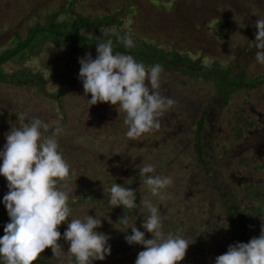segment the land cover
Instances as JSON below:
<instances>
[{
    "label": "rangeland",
    "instance_id": "374dc122",
    "mask_svg": "<svg viewBox=\"0 0 264 264\" xmlns=\"http://www.w3.org/2000/svg\"><path fill=\"white\" fill-rule=\"evenodd\" d=\"M124 2L127 1L0 0V51L13 47L16 35L22 37L29 26L35 23H42L47 14L50 13L57 14L56 22L63 21L75 26L94 21L95 23L90 27L91 29L80 31V34L87 39H97L101 40V42L111 38L114 41V48L120 46L122 52L126 48L123 43L116 40L115 36L111 35L112 29H116L120 35L130 31L135 45L137 41H135L134 37L157 48L156 50L154 48L153 50L149 49L148 53L152 55L151 58L154 55L166 57L171 64L176 62V58L173 54H166L164 51H175L179 56H183L182 51L189 50L195 56L194 52L197 51L200 43V39H197L201 38L204 42L214 37V30L206 27L207 21L199 20V18L196 19V23L203 25L202 33L188 35L187 33L179 32L176 27L171 29V27H164V24L162 26L164 20L168 19H174V24H180L175 21L176 15L182 14L181 16L185 17L189 15L191 8H193L192 4H199L198 0H133L132 4H130L135 5L133 8H129L130 6L127 5L121 10ZM200 3L202 4V2ZM59 7L63 10L58 9ZM114 13L117 15L113 21H110L111 16L105 15ZM100 21L107 23L108 26L103 28L104 25L99 23ZM208 26H212V23L210 22ZM61 29L59 28V30ZM63 29L67 28L63 27ZM104 31H107L109 35L105 36L103 34ZM86 42L84 40L83 45ZM224 47V43H219V53L225 50ZM35 51L37 53L36 56L22 52L21 57H14L2 66V70L6 74L19 70L25 73L28 70L34 77L27 85H18V80H15V84L12 85L0 82V150L3 149L6 143L5 133L11 127H17L21 123L17 120L16 113L26 112L29 116H37L40 119L44 116L43 120L49 124L50 131H54L52 128H55L57 122L61 124L66 119L65 123L61 124L64 131L58 136V143L60 146H67V151L74 152L75 156H72V159L69 158V164L71 166V176H77L74 177L75 180L70 181L73 192L70 196L69 205L73 206H69L71 209L69 220L82 219L88 214L98 218L101 217L102 226L96 231L110 236L108 240V244L111 246L110 255L106 256L103 261L94 260L92 264H135L138 252L143 250L142 245H129L124 239L126 234H131V229H128L125 233L123 231L124 226L119 223L118 218L127 213L128 210H124L122 206L111 208L108 204L110 187L114 182L135 189V203L139 204V201L147 199L157 205L165 217L164 230L179 234L189 240L191 244L187 249L185 259L179 264H215L218 248L222 247L219 252L221 255L227 251L230 245L228 243L229 238H231V230L227 221L225 207L238 203L237 209L248 213V216L250 215L251 207L257 204L254 199L245 195L244 187L246 181H252L253 184L260 188L264 187V171L261 166H257L259 159H255V162L251 164L248 159L243 158L242 161H234L224 167L218 165L216 160L212 164L214 165L213 168H216V173L221 174V176L216 177L221 181V192H223L222 188L228 187L229 191L230 189L233 190V193L223 192V196L221 195V197L217 198L219 192L209 190L199 192L201 186L199 182L203 181V179L206 180L207 177H204L202 172L199 171L202 170L200 166L193 164V159L188 153L189 148L188 150L185 147H180L181 150H177L174 146V141L167 139L164 127L160 126L157 131L143 134L137 141L130 140L126 136L127 126L123 123L125 113L109 103L99 102L96 105H101L102 109L93 111L92 114L98 117L95 122H103L101 128L85 129L83 125H79L78 128L72 125L73 123L70 119L73 114L83 122L86 121L88 99H91V94L85 95L82 82L78 78L80 69L78 60L84 57L85 53H91L92 58L95 59L97 55L95 48H87V45L82 47L74 46L73 52L72 49L60 42L55 45L49 42L43 43L40 40L36 43ZM128 52L131 53L130 49ZM225 52L226 54L229 53L228 50ZM139 58L142 61H139V59L137 61L142 62L145 66H154V63L146 61L151 58ZM181 59L192 66L194 65L190 56L184 55ZM212 60L206 58L204 62L208 63ZM161 66L170 69L169 66ZM201 70L203 73L198 67V70L192 73L200 78L201 81H209L213 86L216 85L222 88L223 81L219 80V76L226 80L225 71L219 70L215 62H212V65L209 63L207 67L204 66ZM209 73H212L211 76L216 73L217 76L210 77L211 80H207ZM17 75L19 74L17 73ZM175 76L179 75L175 74L174 71H169L167 74V71L163 69L161 84L177 86V82L174 80ZM19 80L21 81L22 78L19 77ZM38 80L41 81V92H39V85L36 84ZM181 80L185 81L184 76H179V81L182 82ZM227 81L231 84L226 85V88H233L234 78L227 79ZM62 85L65 86L61 88ZM67 86L70 87L71 91L60 94L59 91L65 92L69 90ZM196 88V86L190 88L191 93H195V96L200 94L199 91H195ZM184 89L185 86H182V90ZM73 93L75 96L72 97ZM56 94H60L62 101L61 110L58 109L57 105L54 106L55 100L59 96ZM80 94L87 98L80 97ZM244 102H248L254 107H256L255 104H258L259 106L256 108H263V102L258 100L257 92H251L243 99L241 96L235 99L232 98L226 108L227 112H222V124H220L231 135L234 127L241 128L242 133L245 134L246 128L242 126L243 120L250 118L247 116V111L240 107ZM96 105H93L94 108L97 107ZM173 108L166 111L173 116L171 123H175L176 116L172 112L174 111ZM235 111L237 112L235 113ZM185 115L186 112H183V116ZM167 118L170 119L169 116ZM71 131L73 132L70 136ZM64 134L65 138H63ZM60 139H64V142L60 143ZM90 154L93 155L92 159L87 158V155ZM242 156L246 157V154ZM83 158L88 160L82 161ZM149 164L154 166L155 174L168 176L173 180V184L170 187L162 190L164 199L152 196L148 186L144 183L145 177L140 174L139 170ZM208 167L209 163L206 165V168ZM111 168L114 173L110 171ZM226 175H231L235 179L241 180L242 186L239 185L240 183L235 186L230 177ZM75 183L78 184L76 187H74ZM84 184L85 186H83ZM0 190L1 200L8 192L7 181L3 176H0ZM251 201L255 202V205ZM260 209L261 211L263 210V208ZM5 212L7 211L3 201H0V213L2 214H0V218ZM213 212L216 214L215 217L207 215V213ZM258 212L251 213L255 219H250L253 223V225L249 223L252 230L250 235H259L261 227L264 226L263 214ZM148 214V210L141 206L128 214L129 223L134 222L140 231H145L141 224ZM256 216L258 217L256 218ZM209 218L211 219L209 220ZM204 220L209 221L204 222ZM1 223L2 220H0V237L4 235ZM219 227H221V230H218ZM66 228V223L59 226L58 230L61 235ZM145 238L151 239V234L145 231ZM58 243L63 246L64 250L59 258L52 256L51 249L48 248L45 249L34 264H75V258L71 257V254L67 252L69 244L63 238ZM0 264H4L2 259H0Z\"/></svg>",
    "mask_w": 264,
    "mask_h": 264
},
{
    "label": "clouds",
    "instance_id": "9594fccd",
    "mask_svg": "<svg viewBox=\"0 0 264 264\" xmlns=\"http://www.w3.org/2000/svg\"><path fill=\"white\" fill-rule=\"evenodd\" d=\"M255 28V40L249 50L255 48L256 61L264 65V18L256 19ZM103 34L109 35L107 31ZM111 35L126 49L135 47L130 31L120 35L112 29ZM96 53L95 59L91 53H85L78 60V78L85 95L91 94L89 107L98 102L109 103L123 111L130 140L159 130L158 118L177 103L162 92L163 67L160 64L147 67L131 54L114 51L111 38L97 43ZM16 115L21 123L5 133L6 143L0 150V176L5 178L8 188L3 204L9 217L0 237V259L4 264H34L48 248L52 256L59 258L64 250L58 241L63 238L75 264L103 261L110 255L111 246L110 236L96 231L102 226L101 217L88 214L69 220L71 166L58 143L63 126L57 122L54 131H50L49 124L37 116L26 112ZM139 171L152 196L164 199L162 190L173 184L172 178L155 174L151 164ZM135 192L114 182L108 201L111 208L122 206L128 210L118 221L125 233L131 229V234L124 236L126 243L143 246L135 264H179L191 243L179 234L166 232L160 208L147 199L135 203ZM141 206L149 213L141 227L151 234V239H146L145 231H140L134 222L129 223L128 214ZM63 223L67 228L61 237L58 228ZM215 264H264V226L259 236L247 243L230 244L225 253L215 258Z\"/></svg>",
    "mask_w": 264,
    "mask_h": 264
},
{
    "label": "flooded vegetation",
    "instance_id": "af4514ba",
    "mask_svg": "<svg viewBox=\"0 0 264 264\" xmlns=\"http://www.w3.org/2000/svg\"><path fill=\"white\" fill-rule=\"evenodd\" d=\"M126 1L127 2H124L123 7H121V10L127 5L130 6L129 8H133V6H135L134 4L130 5L133 0ZM198 2L199 4H192L193 8H191L192 10L190 14L186 17L181 16L182 14L178 16L176 15L175 21L180 24H174V19L164 20L162 23V26L164 24V27H171V29L176 27L179 32L191 35L193 33H202L201 30L203 25L196 23V19L199 18V20L207 21L206 27L210 30H214V37L209 38L204 42L201 38H198L197 40L200 39V43L198 44L199 48L194 52L196 54L195 56L193 53H190L189 50L182 51L183 56L187 55L192 58V64H194L193 66L188 62L183 61L181 59L183 56H179L177 52L164 51V53L173 54L176 58V62L171 64L168 60L162 59L166 66H169L170 68L163 69L167 71V74L169 71H174L175 74H178L180 77L184 76L185 81L181 80L182 82H180L179 76H175V79H173L177 82V86L171 84V82V85L161 84L163 94L173 98L177 102L173 108L174 111H172L176 114V116L175 123H171L173 116L169 115L167 112H165L164 115L158 119L160 125L164 127V130L167 133V139L174 141L175 148H177V150H181L180 147L189 148L190 150L188 149V153L193 159V164L202 168V170L199 171H201L202 175L207 178L206 180L203 179V181L201 180V182H199L201 184L199 192L206 190L219 192L217 195V198H219L223 192L233 193V190L230 189L229 191L228 187H225L222 188L223 192H221V181L216 178L217 176H221V174L216 173V168H213L214 165L212 164L215 163L216 160L218 165L224 167L231 162L242 161L243 158L248 159L251 164H253L255 159L258 158L259 165L257 164V166H261V169L264 171V66L259 64L255 59L254 54L256 49L252 48L249 50L250 43L255 40V34L257 31L255 28V21L257 18H264V0H198ZM200 2H202L203 5ZM105 15L112 16L113 14ZM232 15L233 17H231ZM210 22L212 23V26H208ZM134 38L135 41H137V38ZM219 43H224L225 45V50L220 53L218 51ZM150 46L155 48V46ZM227 50L229 52L228 54L225 52ZM206 58L213 60L206 63L204 62ZM212 62L217 64L219 70L225 71L226 80L219 76V80L223 81L222 88L216 85L213 86L209 81H201L200 78L196 77L192 73L193 71L198 70V67L202 72L201 68L204 66L207 67L209 63L212 65ZM172 65H174V68L171 67ZM213 74L214 76H211L212 73H209L207 80H211L210 77L212 78L217 76L216 73ZM230 78H234L233 88L227 89L226 85L231 84L227 81V79ZM38 85L39 92H41L42 88L40 80H38ZM63 86L65 85H62L61 88ZM182 86H185L184 90H182ZM194 86L197 87L195 91L200 92L197 96H195V93H191L190 91V88ZM67 88L69 89L68 91H59L60 94L71 91L69 86H67ZM251 92H257L258 100L263 102V108H256L259 106L258 104H255L256 107H254L252 104L244 102L240 107L247 111V116L250 118L243 120L244 122L242 126L246 128L245 134L242 133L241 128L234 127L231 135L230 132L225 131L220 125L222 124V112H227L226 108L229 106L232 98L235 99L236 97L241 96L243 99ZM60 94H56L59 96L56 98L54 106L57 105L58 109L61 110L62 101ZM73 96H75L74 93L72 94V97ZM82 96L84 99L87 98L80 94V97ZM87 106L88 110H86V121L83 122L80 118L73 114L70 119L73 123L72 125L77 128L79 125H83L85 126V129L101 128L103 122H95L98 117L93 116L94 114H92L93 111L100 109L101 105H96V108H94L93 105L90 107L89 105ZM183 112H186L185 116H183ZM236 112L237 111H235V113ZM167 116H169L170 119L167 118ZM43 118L45 117L43 116L41 119L43 120ZM65 121L61 124H64ZM53 129L55 128H52V130ZM72 132L73 131H71L70 136L72 135ZM63 138H65V134ZM59 142L63 143L64 139H60ZM60 149L63 151L64 157L69 163V158L72 159V156H75L74 152H70V150L67 151V146L65 147L64 145L60 146ZM243 154H246V157L242 156ZM87 158L92 159L93 155H87ZM87 158H83L82 161L88 160ZM208 163L209 167L206 168ZM254 166L256 165L254 164ZM110 171L114 173L112 168ZM226 176L230 177L235 186H238V184L242 182L241 180L235 179L231 175ZM74 177L77 176L72 175L70 181H73V179L75 180ZM219 178L221 179V177ZM85 184L83 186H85ZM252 184V181H246V185L244 187L245 195L248 198L254 199L257 203L255 205V202L251 201V203L255 206L253 205L254 207H251V212L249 210L250 215L247 216L248 213L242 212L241 209L238 210V203L231 205V214L233 213L235 217H233V229L236 227L244 229V233L242 234L244 236V243H247L252 237L259 236H255L253 234L250 235V231L252 230L249 223L253 225L252 220L250 219L254 218L251 213H257V211H259L258 213L263 214L262 217L264 219V187L260 188L257 185ZM74 185V187H76L78 184L75 183ZM239 185L242 186L241 183ZM0 201H3V199ZM260 208H263V210L261 211ZM207 215H209V217L216 216L214 212L207 213ZM257 217L258 216H256V218ZM210 219L211 218H209V220ZM209 220H204V222ZM227 221L231 230L232 227L228 218ZM218 230H221V227H219ZM61 237H63V233ZM229 244H231V240H229L228 245ZM221 249L222 247L218 248L219 251L216 257L220 255L219 252Z\"/></svg>",
    "mask_w": 264,
    "mask_h": 264
},
{
    "label": "trees",
    "instance_id": "16d2710c",
    "mask_svg": "<svg viewBox=\"0 0 264 264\" xmlns=\"http://www.w3.org/2000/svg\"><path fill=\"white\" fill-rule=\"evenodd\" d=\"M58 9L63 10L60 7ZM116 15L117 14L114 13L110 17V19H111L110 21H113V19ZM56 16H57L56 13L47 14V16L44 18V21L42 23H35V24L29 26L22 37L16 35L15 44L13 47L3 49L0 51V82H3L5 84L10 83L12 85V84H15V82H14L15 80H18L17 81L18 85H20V84L27 85L29 83V81H31V79L34 77V75L30 74V72L27 69H26L27 71L25 73L20 72V70H19L17 72L11 73V74H6L2 70V66L6 62H8L9 60H12L14 57H21L22 52H26L28 55L36 56V54H37L35 51L36 43H38L40 40H42L43 43L49 42V43H52L55 45H57V43L60 42L63 45H66L69 49H72L73 52H74V46H79V47L81 46L82 47V46L87 45V48H95L96 49V44L101 42V40H97V39L96 40L87 39L86 37H84L83 35L80 34V31H83V30H86V29H89L90 27H92V25L95 23L94 21H92L91 23L86 22L85 24H79V25L75 26L73 24H69V23L63 22V21L62 22H56L55 21ZM99 23L104 25V27L108 26L107 23H104L102 21H100ZM63 27L64 28L66 27L67 29H63ZM59 28H62V29L59 30ZM47 36H49V37H47ZM43 39H45V40H43ZM84 40L87 41L86 42L87 44L85 43V45H83ZM149 49L153 50V47H151L149 44H145L144 42L139 41L137 39V44L135 45V47L130 49L131 53L128 52L129 49L123 50V52L133 55L136 60L139 59V61H142V59H140L139 57L151 58L152 55L150 54L151 55L150 56L148 53ZM154 49L156 50L157 48H154ZM114 51L122 52V48L120 46L115 47ZM166 54H168V53H166ZM162 59L168 60L166 57L164 58V57H159V56L154 55L153 58L147 59L146 61L149 63L152 62V63H154V65L158 63L160 65L166 66V64L164 63V61H162ZM171 67L174 68V65H172ZM17 73L19 75H17ZM26 73H27V76H26ZM23 74H25V75L23 76ZM19 77L22 78L21 81L19 80ZM36 84H38V82H36ZM231 208H232V206H230V205H229V207L228 206L225 207V209L227 211V213H226L227 218L229 219V222H230L231 227H232V229L230 231L231 232L230 233L231 238H229V239L231 240V244H234L236 242H244V236L242 235L244 233V229L238 228V227L233 229L232 225H233L235 217H234L233 213L231 214ZM0 220H2L1 228L4 232V225L9 222V217H8L7 212H5L3 214L2 218H0Z\"/></svg>",
    "mask_w": 264,
    "mask_h": 264
}]
</instances>
